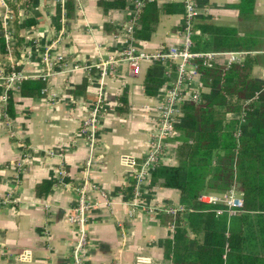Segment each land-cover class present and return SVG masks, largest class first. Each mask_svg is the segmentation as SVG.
<instances>
[{
  "label": "crops",
  "instance_id": "1",
  "mask_svg": "<svg viewBox=\"0 0 264 264\" xmlns=\"http://www.w3.org/2000/svg\"><path fill=\"white\" fill-rule=\"evenodd\" d=\"M239 1L193 0L195 22L254 30L239 20ZM132 2L0 0V73L21 72L22 81L45 83L44 92L23 97L22 81L5 87L0 80V264H72L78 228L69 216L81 192L91 205L83 225V264H170L164 243L183 214L132 205L135 192L148 208L179 204L176 190L152 184V172H141L164 85L146 93L154 63H142L133 75L118 60L121 26ZM148 2L158 9L157 17L148 39L135 33L136 49L150 54L181 47L184 0ZM254 14L264 30V0H255ZM231 52L199 53L218 54L213 63L225 67ZM46 53L53 66L43 79ZM263 54L264 49L253 53ZM103 62H109L105 69L99 67ZM253 77L264 83V65L254 68ZM98 100L90 142L80 125ZM175 148L167 140L166 165L176 164Z\"/></svg>",
  "mask_w": 264,
  "mask_h": 264
},
{
  "label": "trees",
  "instance_id": "2",
  "mask_svg": "<svg viewBox=\"0 0 264 264\" xmlns=\"http://www.w3.org/2000/svg\"><path fill=\"white\" fill-rule=\"evenodd\" d=\"M254 2L240 0L237 5L241 23H252L254 30L202 21L192 26V52L248 54L241 64L228 68L199 66L198 80L207 90L198 103L180 106L171 139L176 143V164L166 165L163 159L151 174L152 184L176 190L177 206L188 210L176 219L173 236L164 243V257L170 264H264V83L253 77L254 68L264 65V54L253 55L264 49V30L254 14ZM156 13L158 9L147 1L138 19V38L151 35ZM197 33L208 37L202 39ZM174 77V67L168 80L162 65H152L146 93ZM44 86L41 80H25L19 93L36 96ZM232 187L243 203L237 216L217 215L216 210L225 209L223 204L200 201Z\"/></svg>",
  "mask_w": 264,
  "mask_h": 264
},
{
  "label": "built area",
  "instance_id": "3",
  "mask_svg": "<svg viewBox=\"0 0 264 264\" xmlns=\"http://www.w3.org/2000/svg\"><path fill=\"white\" fill-rule=\"evenodd\" d=\"M148 0H133L132 12L128 20L121 26V34L123 37V48L120 51L119 61L126 62L133 75H138L140 66L144 62L160 64L164 67L165 77L171 75V67H174L175 77L172 81L164 84V92L159 105V122L154 128V131L148 140L147 154L141 164V172H153L156 168L162 165L164 155L166 153L167 140L172 139L175 135L174 125L177 119L181 116L180 106L186 102L198 103L201 94L207 90L206 87L199 83V66L211 67L213 59L218 54L215 53H195L191 51L192 42V26L198 16V10L193 0H184V22L181 34L183 35L184 43L181 47L171 46L166 49L159 50L156 53H144L138 51L134 46V34L139 28L138 19L141 10ZM248 52L237 51L226 54L228 57L225 68L233 64H241ZM43 61L47 72L43 75V79L47 78L52 68L51 58L48 54H44ZM200 62V64H199ZM109 62L99 64V67H104ZM103 69V70H104ZM0 80L5 84V87H10L15 81L26 79L21 72H7L2 70ZM42 92H44L42 90ZM7 97L4 95L2 101L5 102ZM99 103H96L91 108L87 117L80 125V133L90 142L94 141L96 136V122L99 113ZM141 176L138 175V180ZM200 201L206 204L216 205L223 204L224 210H216V214L227 213L229 217H234L242 212L243 203L240 194L235 187L230 188L227 192L220 195H205L200 198ZM132 205L137 208H145L147 211L154 213H169L173 216L184 214L188 210L182 206H157L147 207L141 202V197L138 192L134 193ZM91 208V205L86 202V197L83 192L80 193L78 203L72 210L69 216V221L77 227L78 240L77 246L72 257V264H83L85 251L87 247L83 225L86 220V212Z\"/></svg>",
  "mask_w": 264,
  "mask_h": 264
}]
</instances>
